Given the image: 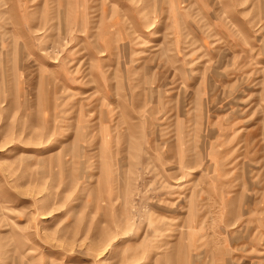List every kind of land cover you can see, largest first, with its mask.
Wrapping results in <instances>:
<instances>
[{
  "label": "rangeland",
  "instance_id": "rangeland-1",
  "mask_svg": "<svg viewBox=\"0 0 264 264\" xmlns=\"http://www.w3.org/2000/svg\"><path fill=\"white\" fill-rule=\"evenodd\" d=\"M0 264H264V0H0Z\"/></svg>",
  "mask_w": 264,
  "mask_h": 264
}]
</instances>
